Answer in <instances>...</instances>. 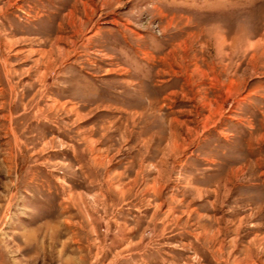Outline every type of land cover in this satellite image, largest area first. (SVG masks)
Returning a JSON list of instances; mask_svg holds the SVG:
<instances>
[{"label":"rangeland","instance_id":"374dc122","mask_svg":"<svg viewBox=\"0 0 264 264\" xmlns=\"http://www.w3.org/2000/svg\"><path fill=\"white\" fill-rule=\"evenodd\" d=\"M0 264H264V0H0Z\"/></svg>","mask_w":264,"mask_h":264}]
</instances>
